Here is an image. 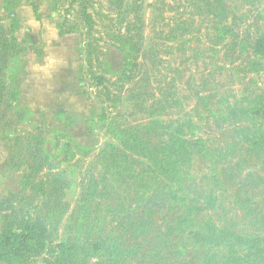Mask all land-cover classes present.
Returning a JSON list of instances; mask_svg holds the SVG:
<instances>
[{
	"label": "rangeland",
	"instance_id": "rangeland-1",
	"mask_svg": "<svg viewBox=\"0 0 264 264\" xmlns=\"http://www.w3.org/2000/svg\"><path fill=\"white\" fill-rule=\"evenodd\" d=\"M226 1L222 21L207 0H0V235L36 228L46 236L44 248L33 239L0 264H60L55 244L114 237L140 250L133 263L194 264L176 233L165 238L177 209L141 200L140 181L152 173L120 148L112 124L144 139L156 119L195 123L206 151L194 156L193 183L221 196L206 214L264 232V213L236 201L264 210V158L240 134L251 124L231 116L250 100L264 103V59L253 50L264 0ZM258 121L253 131L264 130ZM155 130L151 146L166 139ZM162 244L168 253L156 256Z\"/></svg>",
	"mask_w": 264,
	"mask_h": 264
},
{
	"label": "trees",
	"instance_id": "trees-1",
	"mask_svg": "<svg viewBox=\"0 0 264 264\" xmlns=\"http://www.w3.org/2000/svg\"><path fill=\"white\" fill-rule=\"evenodd\" d=\"M71 1L77 3L76 0ZM83 1L88 2L89 0ZM207 2L210 5L209 11L214 13L217 18L222 21L227 19L229 5L226 0H207ZM261 14L263 16L264 10ZM92 17L93 15H87L85 21L91 23ZM60 28L59 24L60 33L64 34ZM253 50L260 58L264 59V32L256 39ZM263 104L258 100H250L249 106L232 109L231 116L251 124V127L247 126L245 130L241 129L240 134L243 139L257 144L261 148L264 158L263 124L260 128H256V131L252 130L260 123L258 121L259 116L264 119ZM114 125H110L111 135L118 140L120 148L132 151L136 156L147 160V163L144 162V164H148L147 166L152 173V176L148 177V173H146L147 178L140 181L141 187L146 189L143 190L141 200L158 203L156 205L163 207V209L168 205L170 210H172V206L177 209L176 214L179 215L174 218L177 225H169L165 238L166 235L170 236L172 233H176L179 236V241L183 242L181 252H189L194 264H264V232H257L254 229L236 231L229 226L218 225L212 216L206 214L209 211L214 212L219 207L221 196L215 195L211 189L208 191L199 190L198 186L196 187L193 183L190 168L193 165L194 156L198 152L206 151V142L202 138H195L197 136L195 123H191L189 126L181 123L177 127H173L156 119L149 127L144 125V129L148 133H155V129H160L159 133L166 136L165 140L155 146L150 145L148 133L143 139L138 130H132L128 126ZM121 161H112L110 164L118 165ZM138 161L136 159V163ZM122 164H128V162L123 160ZM112 168H118V166H112ZM124 172L126 173V170L118 172V174L127 176ZM130 175L140 176V173L136 175L134 172ZM215 181L217 183L218 179ZM151 189H153V193L150 196H145ZM236 201L251 210V213H264V210L252 211V206L240 196L236 198ZM165 222L168 223L167 220ZM255 223L257 222H252L253 225H256ZM260 223L262 224V222ZM143 224L139 223L140 226ZM257 227L263 229L261 225H257ZM33 239L41 249L45 247L46 236L44 231L40 229L6 230L0 235V257L5 252H9L7 250L21 248ZM55 247L63 259L60 264H105L106 262L108 264H136L137 262L133 263L135 259L130 254L140 252L139 249H136L135 252L129 251L124 243L116 242L115 237L110 244L102 241L91 246H68L59 243L55 244ZM168 249V244H162L159 250L154 253L156 256L163 255L165 252L168 253ZM96 259V262H92ZM138 264L146 263L140 262Z\"/></svg>",
	"mask_w": 264,
	"mask_h": 264
}]
</instances>
